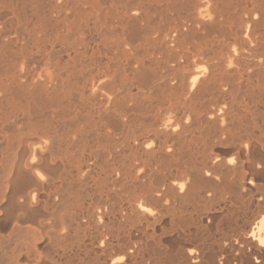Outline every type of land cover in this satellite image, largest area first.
Listing matches in <instances>:
<instances>
[{
    "label": "bare ground",
    "instance_id": "6f19581e",
    "mask_svg": "<svg viewBox=\"0 0 264 264\" xmlns=\"http://www.w3.org/2000/svg\"><path fill=\"white\" fill-rule=\"evenodd\" d=\"M0 264H264V0H0Z\"/></svg>",
    "mask_w": 264,
    "mask_h": 264
}]
</instances>
